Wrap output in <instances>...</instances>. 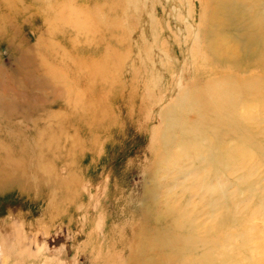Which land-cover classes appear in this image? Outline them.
<instances>
[{"label": "rangeland", "instance_id": "obj_1", "mask_svg": "<svg viewBox=\"0 0 264 264\" xmlns=\"http://www.w3.org/2000/svg\"><path fill=\"white\" fill-rule=\"evenodd\" d=\"M257 11L0 0V264H264V105L203 107L258 76L208 49Z\"/></svg>", "mask_w": 264, "mask_h": 264}, {"label": "bare ground", "instance_id": "obj_2", "mask_svg": "<svg viewBox=\"0 0 264 264\" xmlns=\"http://www.w3.org/2000/svg\"><path fill=\"white\" fill-rule=\"evenodd\" d=\"M217 6V5H216ZM217 9V8H215ZM218 13L219 17H221V7L218 5ZM216 11V12H217ZM221 11V12H220ZM216 14V13H215ZM217 15H215L216 17ZM257 16V17H256ZM255 18L250 19L248 22L242 24L241 26L237 27V38L228 36V35H219V37L215 34H211L210 41L208 42V49L209 52L219 61L224 62L226 65H230L232 70H234L239 77L243 74H247L249 71H253L257 73L258 76H254L251 79L241 78L240 77V83L234 85V82L231 81L232 78L228 77L225 79L224 84L227 82L229 86H232V89L229 90L223 89V91H220L217 97L213 99H209L210 102H205L203 104H206V109L211 110L212 106L215 108L219 107L221 108L222 112L225 113V115H236L238 112H236V108L233 107L230 108L231 101L236 103L240 109L242 107L246 106H263L264 105V13L257 11ZM212 20V19H211ZM225 24H228L227 22ZM251 33V34H250ZM230 41V43L228 42ZM219 43V44H218ZM231 43L233 44L232 48H229ZM229 46V47H228ZM230 88V87H229ZM251 95L252 97H250ZM198 96V95H197ZM196 96V98H197ZM247 96V99L246 97ZM199 97V96H198ZM200 98V97H199ZM203 99V98H202ZM244 100V101H243ZM212 102V103H211ZM236 105V107H237ZM209 107V108H207ZM207 110V111H209ZM218 110V109H217ZM220 110V111H221ZM206 111V110H205ZM219 112V110H218ZM222 113V114H223ZM259 113V112H258ZM249 114V113H246ZM215 115V114H214ZM224 115V116H225ZM238 115V114H237ZM206 116V115H205ZM219 116V114H218ZM239 116V115H238ZM249 116V115H248ZM254 116V115H253ZM223 115L221 116V118ZM231 117V116H229ZM252 117V116H251ZM243 118V117H242ZM254 118V117H253ZM220 119V117H219ZM207 120V119H205ZM223 120V119H222ZM226 120V119H225ZM231 120V119H230ZM244 120V119H243ZM219 121V120H218ZM227 121V120H226ZM45 122V121H43ZM211 122V121H209ZM207 123V122H206ZM217 123V122H216ZM222 123V122H221ZM212 124V123H211ZM228 124V123H227ZM231 124V121H230ZM207 125V124H205ZM215 125V124H214ZM218 125V123H217ZM223 125V124H222ZM225 125V124H224ZM252 125V124H251ZM211 126V125H210ZM216 126V125H215ZM208 127V126H207ZM222 128L223 126L220 125ZM230 127V126H229ZM50 128V127H49ZM185 128V127H184ZM211 129V128H210ZM217 129V128H216ZM230 129V128H229ZM246 129V128H245ZM218 130V129H217ZM217 130H212L217 131ZM221 130V129H220ZM244 130V129H243ZM250 130V129H249ZM211 131V132H212ZM253 131V130H252ZM230 132V131H229ZM232 132V131H231ZM246 132V131H245ZM215 133V132H214ZM247 133V132H246ZM254 133V131H253ZM226 134V133H225ZM228 134V133H227ZM227 135L224 137L226 138ZM41 138V137H40ZM207 139V138H206ZM205 139V140H206ZM210 141V140H209ZM213 142V141H212ZM208 143V141H206ZM43 145V144H42ZM211 145V142H210ZM38 147V146H37ZM40 146L38 147V149ZM44 148V146H43ZM43 151V150H42ZM43 154V153H42ZM224 154V153H223ZM198 155V154H197ZM41 156H39L38 161L41 162ZM217 166V165H216ZM215 166V167H216ZM220 166V165H219ZM40 169H42L41 165H39ZM16 171H13V173L8 172H0V188L4 187L5 185H18L22 186L24 183L21 181L20 183L16 182L17 176ZM24 175V174H23ZM26 184V183H25ZM252 192V191H251ZM222 194V193H221ZM224 202V201H223ZM220 209V208H219ZM177 211V210H176ZM175 211V212H176ZM184 211V210H183ZM182 211V212H183ZM174 212V211H173ZM180 213V212H179ZM180 215V214H179ZM223 216V215H222ZM182 217V216H181ZM188 217V216H187ZM191 217V215H190ZM180 218V217H179ZM178 218V220H179ZM185 218V217H184ZM174 220H177L174 219ZM192 220V219H191ZM190 220V221H191ZM222 220V219H220ZM186 221V220H185ZM224 221V218H223ZM175 222V221H173ZM226 222V221H225ZM183 223V222H182ZM188 223V222H186ZM193 225V223H191ZM171 225V224H170ZM183 225V224H182ZM185 225V224H184ZM189 225V224H188ZM216 225H219L216 224ZM175 226V225H174ZM178 226V225H177ZM181 225H179L180 227ZM223 226V224H222ZM164 227V226H163ZM169 227V226H168ZM189 227V226H188ZM194 227V226H193ZM191 226V228H193ZM178 228V227H176ZM215 228V227H214ZM219 228V226H218ZM181 229V228H179ZM178 229V230H179ZM195 229V228H194ZM193 229V230H194ZM170 230V229H169ZM175 230V229H174ZM173 230V231H174ZM182 230V229H181ZM188 230V229H187ZM211 231V230H210ZM195 232V231H194ZM193 232V233H194ZM212 232V231H211ZM179 236V235H178ZM192 236V235H191ZM172 238V237H171ZM169 238V239H171ZM177 238V237H176ZM175 238V239H176ZM193 238V237H192ZM191 238V239H192ZM196 238V237H195ZM173 239V238H172ZM216 239V238H215ZM190 240V239H189ZM206 240V239H205ZM208 240V239H207ZM224 240V239H223ZM170 241V240H169ZM173 241V240H172ZM218 241V240H217ZM225 241V240H224ZM167 242V240H166ZM171 242V241H170ZM189 242V241H188ZM212 243V242H211ZM170 244V243H169ZM226 245V244H225ZM154 246V245H153ZM224 246V245H223ZM222 246V247H223ZM227 246V245H226ZM224 249V247H223ZM207 250V249H206ZM215 250V249H214ZM212 249V251H214ZM211 251V250H210ZM209 251V252H210ZM206 252V251H205ZM208 252V251H207ZM225 253V251H224ZM213 254V252H212ZM210 254V255H212ZM221 254V253H220ZM223 254V253H222ZM224 255V254H223ZM221 255V256H223ZM213 256V255H212ZM228 256V255H227ZM230 256V255H229ZM198 258V257H197ZM220 258V256H219ZM202 259V258H201ZM211 258L209 254L203 256V261L206 262V264H214L213 261H209ZM216 259V258H215ZM195 260H197L195 258ZM212 260V259H211ZM221 260V259H220ZM231 261V260H230ZM219 262V261H218ZM230 263V262H229ZM252 263V262H251ZM250 263V264H251ZM200 264V262L198 263ZM219 264V263H218ZM224 264V263H221ZM236 264V263H235Z\"/></svg>", "mask_w": 264, "mask_h": 264}]
</instances>
